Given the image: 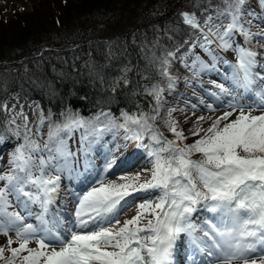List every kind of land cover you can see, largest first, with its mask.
<instances>
[{"label": "snow or ice", "instance_id": "snow-or-ice-1", "mask_svg": "<svg viewBox=\"0 0 264 264\" xmlns=\"http://www.w3.org/2000/svg\"><path fill=\"white\" fill-rule=\"evenodd\" d=\"M249 8L248 0H223L203 21L195 13H181L183 23L195 34L180 57L183 66L194 78L211 73L224 76V82L209 80L215 89L207 92L213 103L205 104L201 98L199 104L215 111V102H226L230 109L206 130L197 126L193 135L202 131L204 135L192 144L183 143L187 137L173 117L177 109H168L166 118L161 116L164 93L176 86L177 78L169 68L179 47L149 59L150 64L159 63V75L167 80L166 87L144 86L155 101L150 111L138 105L137 111H121L119 117L102 112L92 119L70 113L62 123L49 125L43 144L32 138L26 117L23 133L11 118L9 125L16 127L10 130L23 142L14 147L8 170L0 172V235L8 236L10 252L5 256L6 249L0 246L3 264L17 260L20 264H173L174 250L184 237L195 245L194 251L211 258L202 264H264V52L256 50L264 48V41L252 44L254 37H264V28L252 31L249 17L256 13ZM237 36L243 37V43L237 42ZM198 47L210 61L195 52ZM229 50L235 53V62L219 55ZM221 64L230 71L221 72ZM245 96L253 102H245ZM45 119L41 115V124ZM158 119H164L174 139L164 135ZM204 120L198 117V122ZM77 131L81 146L74 152L68 141ZM106 133L119 137L125 148L146 150L152 164L149 178L141 181L137 174L120 177L122 183L100 180L77 196L74 220L61 227L57 202L62 177L82 174L77 165L87 171L88 157ZM3 141L0 136V152L6 146ZM113 148L122 150L119 145ZM196 154L199 158L194 159ZM116 161L111 153L104 169L111 170ZM142 192L154 195L138 205L134 200L130 203ZM33 206H38V214ZM131 207L138 208L136 215L121 223L120 216ZM199 211L212 214L201 225L192 219ZM33 215L38 225L25 222ZM33 240L36 248L29 247Z\"/></svg>", "mask_w": 264, "mask_h": 264}, {"label": "trees", "instance_id": "trees-1", "mask_svg": "<svg viewBox=\"0 0 264 264\" xmlns=\"http://www.w3.org/2000/svg\"><path fill=\"white\" fill-rule=\"evenodd\" d=\"M258 4L259 0H248L249 6ZM222 5L223 0H37L31 14L16 13L8 24L0 20V136L12 134L3 110L5 98L12 94L36 100L49 125L62 123L70 113L92 119L102 112L119 117L121 111H137L138 105L150 111L155 101L144 86L166 87L167 80L159 75V63L150 64L149 59L179 47L169 68L177 78L176 86L165 91L161 116L166 118L168 109H177L173 117L187 137L183 143L194 142L204 135L203 131L193 135L197 126L206 130L210 124L198 122L205 113H181L180 94L187 90L191 73L180 57L195 38L181 13H195L203 21L209 10ZM97 29H101L99 37H90ZM114 36L125 53L98 60L90 55L80 59L71 52ZM195 52L205 56L199 47ZM156 124L166 137L175 138L164 119Z\"/></svg>", "mask_w": 264, "mask_h": 264}, {"label": "rangeland", "instance_id": "rangeland-1", "mask_svg": "<svg viewBox=\"0 0 264 264\" xmlns=\"http://www.w3.org/2000/svg\"><path fill=\"white\" fill-rule=\"evenodd\" d=\"M35 1L37 0H0V20L3 21V23L8 24L9 21L13 19L14 15L16 13H22V14H31L34 11ZM65 0H59V3H63ZM195 3H193L194 5ZM264 4V0H259L258 6H250L249 10L256 13L254 17H249L252 20V25L250 26L252 28V31L255 32L258 30V28H264V7L261 5ZM215 9L209 10L207 12L206 16L209 14H214ZM205 16V17H206ZM249 26V25H247ZM2 28H5L2 26ZM100 30L97 29L95 32L91 34L90 37H99ZM257 40L264 41V37H254L252 44L255 46ZM237 42L243 43V37L237 36ZM215 47V45H213ZM256 50L264 52V48L256 47ZM71 52L75 53V57L77 58H83V57H89L90 58H96L98 60H104L108 56L109 58L116 56L118 54L125 53V49L123 45L119 42L117 36H114L108 40L105 41V43L100 45H94L91 47L86 46H80L76 47V49L71 50ZM219 55L222 57L228 59L229 61L235 62L236 56L235 53L231 50L227 52H219ZM201 56V55H200ZM205 60L210 61V57L205 53V56H201ZM191 57H189L188 62L191 63ZM221 72H228L230 71L229 67L227 65H218ZM191 73V72H190ZM209 80H216L217 82H224V76L220 73H211V74H201L199 77H193L191 73V78L189 79V82L186 84L187 90L180 94L183 103H182V114H188L191 116V114H203L205 113V120L202 121L203 124L209 125L212 120H214L216 117H219L223 114L225 111H229L230 109L227 108L226 102H215L214 108L215 111H209L206 109L204 105L199 104V100L201 98L204 99L205 104L207 103H213V100L211 97L208 96L207 92L208 90H215L211 84H209ZM203 85V88L200 87V85ZM187 91H190V93L193 92V95L190 96ZM192 91V92H191ZM245 102L252 103L253 101L249 99L247 96L244 97ZM180 102V101H179ZM196 105V108L193 109L192 105ZM7 106V110L4 109V106ZM3 110L5 117L8 118V121L11 120V118L15 117L16 123L21 125V133H23V124L25 123V117L27 118V126L32 130V138L38 140L41 144L46 140L47 133L49 131V123L47 119L44 120V123L41 124V115L42 110L39 105V103L36 100L28 99L20 94H12L5 98L3 103ZM253 114H258V112H254ZM215 116V117H214ZM201 117V116H200ZM234 118V117H233ZM11 128H15L16 125H10ZM37 130H39V133H37ZM4 137V146L2 148V152H0V172L7 171L10 165L8 164V161L10 160L11 153L14 151V147L17 146L19 143H22V136L20 139H17L13 133L7 134ZM80 132L77 131L73 134L72 138L68 141L72 151H77L80 148ZM193 141L190 140L189 144H192ZM113 145H119L121 147V151L116 152L113 148ZM131 147V149H130ZM135 149V150H134ZM134 150L131 155H129V151ZM104 155V153H106ZM109 153V154H108ZM115 153L117 157L116 164L114 167L106 171L103 167L105 159L111 154ZM99 156V157H98ZM194 159L199 158V154H196L193 156ZM90 164L88 165V170L84 171L83 167L81 165H77L78 168H80L81 173L88 175L85 177L84 183L80 181V183H77L78 181V175H74L72 178H68L67 176L62 177L61 181V194L70 193L74 197L68 198V201L72 202L71 207H58L57 212L58 215L57 218L61 220L62 224L61 227L71 224V222L74 220V211L73 209L76 207V199L79 194L86 192L90 189V187L97 186L98 182L100 180H104L105 182L110 181H116L118 183H122L123 181L120 179V177H134L137 174L141 175V181L144 179L149 178V172L148 170L151 169V158L147 155L146 150L136 148L135 146H128L123 147L122 142L120 141L119 137L113 136L112 133H106L103 139L94 146L92 152L90 153L88 157ZM81 160H83V157L81 156ZM79 174V173H78ZM79 174V175H82ZM98 174V177L96 178V175ZM84 176V175H83ZM68 179V180H67ZM82 183V184H81ZM68 191V192H67ZM152 192H142L135 194L134 197L130 198V203L134 200L137 205L138 203L145 202L146 200L152 199L153 197ZM15 203V202H14ZM60 208V209H59ZM68 208V209H67ZM16 210L21 211V214L23 215L24 212L16 208ZM138 211L137 207H131L128 211H126L123 215L120 216L121 223H123L124 220L130 219L133 216L136 215ZM33 213L38 214L39 208L38 206H33ZM212 214L206 212V211H199L193 215V222L197 225L203 224L208 218L211 217ZM26 223H33L34 225H38L39 221L35 219V215L32 217H29L26 221ZM197 235H200L201 233L197 232ZM9 235L15 240V233L10 232ZM7 241L8 236L0 235V246L5 247V256L10 255V252L7 250ZM17 245L14 243L12 247H16ZM29 247L36 248L37 243L35 240H33ZM178 264H191L193 261L196 260V262L199 261V259L203 258L204 260L210 259V257H206V254H201L197 251H194L195 245L191 244L186 237L182 239V241L178 242ZM27 253H23L22 255H26ZM253 258H256V254H252ZM16 264H20V260L16 261Z\"/></svg>", "mask_w": 264, "mask_h": 264}, {"label": "bare ground", "instance_id": "bare-ground-1", "mask_svg": "<svg viewBox=\"0 0 264 264\" xmlns=\"http://www.w3.org/2000/svg\"><path fill=\"white\" fill-rule=\"evenodd\" d=\"M130 149H131V147H130ZM135 150V149H134ZM134 150H130L129 151V155H131L132 153H133V151ZM115 151V150H114ZM107 154V152L106 153H104V155H106ZM109 154V153H108ZM116 154H117V152H116ZM99 157V156H98ZM78 175V182L77 183H79V181H82L83 183H84V181L86 180L85 179V177L86 176H88V175H85V174H82V175H79V174H77ZM84 175V176H83ZM98 177V174L96 175V178ZM68 180V179H67ZM68 192V191H67ZM72 198V197H74L71 193H70V195H69V193H66V194H61V199L57 202V204L59 205V206H61V207H68V206H70L71 205V201L69 202L68 201V198ZM53 207H56V206H53ZM71 207V206H70ZM60 209V208H59ZM68 209V208H67ZM58 213V212H57ZM59 216V215H58ZM175 256V255H174ZM176 257V256H175ZM211 259V258H210ZM204 261V259H199V261L198 262H196V260H195V262L196 263H194V264H202V262ZM194 262V261H193ZM192 262V263H193Z\"/></svg>", "mask_w": 264, "mask_h": 264}]
</instances>
